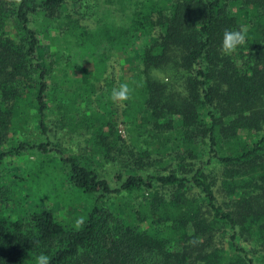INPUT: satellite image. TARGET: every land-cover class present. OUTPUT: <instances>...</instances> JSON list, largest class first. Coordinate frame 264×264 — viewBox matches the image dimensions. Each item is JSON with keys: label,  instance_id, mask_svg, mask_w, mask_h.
I'll return each instance as SVG.
<instances>
[{"label": "trees", "instance_id": "trees-1", "mask_svg": "<svg viewBox=\"0 0 264 264\" xmlns=\"http://www.w3.org/2000/svg\"><path fill=\"white\" fill-rule=\"evenodd\" d=\"M26 151L45 159L0 175V264H264V0H0V165Z\"/></svg>", "mask_w": 264, "mask_h": 264}, {"label": "rangeland", "instance_id": "rangeland-1", "mask_svg": "<svg viewBox=\"0 0 264 264\" xmlns=\"http://www.w3.org/2000/svg\"><path fill=\"white\" fill-rule=\"evenodd\" d=\"M41 41H43L42 47L44 49V52H46V55H48V52H49L48 49L50 48L49 40L44 38V37H42ZM122 71L123 70H122L119 62H117L116 60L111 61L108 72H109L110 77L114 76V78H115V83H114L115 87L118 85L119 79L122 77L121 76ZM154 76L157 77V78H161V79H164L166 77L165 74L163 75V74H161V73H159L157 71L154 72ZM102 83H104V82H102ZM103 86H104V84H103ZM178 86H176V87H178ZM115 104H116V109H117V112H118V126H117V129L119 130L120 135L125 140H127V137H128L127 128H126V126L124 124V121H123L124 119L122 117V111L124 109V104H120V103H115ZM55 139H56L54 141L55 143H56V141L58 139V143H59V141H62V143H66L70 147L72 145L71 141H73L74 143H78V142L82 141L81 137H72V136L69 137V135L65 136L64 134H63L62 137H60V133H57V138H55ZM28 159H30L33 162H36V161H39L41 159L44 160L45 157H40L39 155L34 154V153L30 152V151L22 152L20 155H16V156L10 157L9 159L6 160L5 163L0 165V175H3L5 177H7V176H12V174H14V173H17L16 176L20 180L22 178V172L21 171L24 170L25 163H26V161ZM20 169H21V171H20ZM18 171H20V172H18ZM109 172L112 173L114 171L112 169H110ZM111 178L112 177H110V179ZM18 179L14 178L12 183L15 184L16 183L15 181H18ZM112 185L115 186V182L114 181H112ZM16 187H17V190H19V193H21L22 190L26 191L27 193H32L31 191H33L32 188L31 189L25 188L24 185H22V184L20 186L16 185ZM216 191H217L218 200L223 202L224 201L223 198H222L223 195L218 192L219 189L217 190V188H216ZM19 193H17V194L19 195ZM14 197L17 198V195L14 196ZM85 200H86V197L82 196V197L77 198V201L75 200L71 204V207L62 206V204H59L58 207H54L53 208L52 202L48 201L47 199H45V202H46L45 206H47L49 209L51 208L52 210H54L56 212V214L60 218L71 219L73 217L74 208L79 207V206L88 205L87 202H85ZM15 206H16L15 204L11 205L12 211H14V209L16 208ZM241 243H242V246L246 247L250 251V253L253 255V249L250 248V246L248 245L247 241L245 240L244 242H241Z\"/></svg>", "mask_w": 264, "mask_h": 264}, {"label": "clouds", "instance_id": "clouds-1", "mask_svg": "<svg viewBox=\"0 0 264 264\" xmlns=\"http://www.w3.org/2000/svg\"><path fill=\"white\" fill-rule=\"evenodd\" d=\"M246 31L243 28L225 29L223 32L220 52L224 55H229L242 46L246 42ZM131 88L127 83H121L118 87H113L111 90L110 99L113 103L123 104L131 98ZM77 226L83 223V218L77 220ZM35 264H51L50 257L41 252L37 257Z\"/></svg>", "mask_w": 264, "mask_h": 264}]
</instances>
